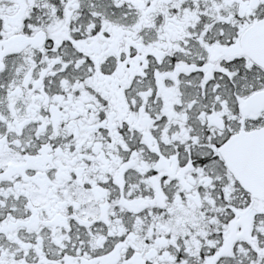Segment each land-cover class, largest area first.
I'll return each instance as SVG.
<instances>
[{
	"label": "snow or ice",
	"instance_id": "obj_1",
	"mask_svg": "<svg viewBox=\"0 0 264 264\" xmlns=\"http://www.w3.org/2000/svg\"><path fill=\"white\" fill-rule=\"evenodd\" d=\"M0 264H264V0H0Z\"/></svg>",
	"mask_w": 264,
	"mask_h": 264
}]
</instances>
